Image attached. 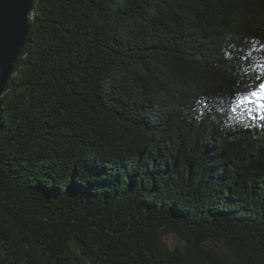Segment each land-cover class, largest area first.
Instances as JSON below:
<instances>
[{
    "label": "trees",
    "instance_id": "obj_1",
    "mask_svg": "<svg viewBox=\"0 0 264 264\" xmlns=\"http://www.w3.org/2000/svg\"><path fill=\"white\" fill-rule=\"evenodd\" d=\"M30 24L0 264H264V0H36Z\"/></svg>",
    "mask_w": 264,
    "mask_h": 264
},
{
    "label": "water",
    "instance_id": "obj_2",
    "mask_svg": "<svg viewBox=\"0 0 264 264\" xmlns=\"http://www.w3.org/2000/svg\"><path fill=\"white\" fill-rule=\"evenodd\" d=\"M36 0H0V107L16 62L28 42Z\"/></svg>",
    "mask_w": 264,
    "mask_h": 264
},
{
    "label": "snow or ice",
    "instance_id": "obj_3",
    "mask_svg": "<svg viewBox=\"0 0 264 264\" xmlns=\"http://www.w3.org/2000/svg\"><path fill=\"white\" fill-rule=\"evenodd\" d=\"M259 88H260V90L262 92H264V83L260 84L259 85ZM251 96L258 97L259 98L260 93H258L257 91H252L251 92ZM249 103H256L257 104V109L256 110L261 113L260 119L261 120H264V103H260L258 101H251V100L249 101ZM250 118L253 119V120H255V117L250 116Z\"/></svg>",
    "mask_w": 264,
    "mask_h": 264
}]
</instances>
